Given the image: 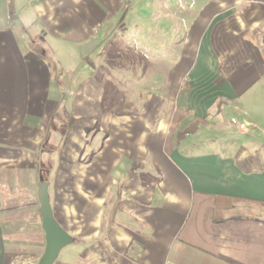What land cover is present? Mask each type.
Returning <instances> with one entry per match:
<instances>
[{
  "label": "crops",
  "instance_id": "0c3cea01",
  "mask_svg": "<svg viewBox=\"0 0 264 264\" xmlns=\"http://www.w3.org/2000/svg\"><path fill=\"white\" fill-rule=\"evenodd\" d=\"M148 1L0 0V264L44 252L40 174L53 264H264V0H157L140 46Z\"/></svg>",
  "mask_w": 264,
  "mask_h": 264
},
{
  "label": "water",
  "instance_id": "95a60500",
  "mask_svg": "<svg viewBox=\"0 0 264 264\" xmlns=\"http://www.w3.org/2000/svg\"><path fill=\"white\" fill-rule=\"evenodd\" d=\"M49 182L39 177L37 193L41 227L45 235V248L37 264H53L62 248L72 242V237L55 220L48 196Z\"/></svg>",
  "mask_w": 264,
  "mask_h": 264
},
{
  "label": "rangeland",
  "instance_id": "374dc122",
  "mask_svg": "<svg viewBox=\"0 0 264 264\" xmlns=\"http://www.w3.org/2000/svg\"><path fill=\"white\" fill-rule=\"evenodd\" d=\"M147 4L148 5L145 4L144 7H145V9L148 10V12H151V16L146 17L145 19H143V21L145 23V25H144L145 27H144V29H141V32H139V34H137L138 37H139L138 44L140 46L148 44V43L152 44L153 42H158L163 37H165V38H163V40H166L167 43L170 42V40L172 39L171 36H174V34H170L171 32L169 31L170 28L174 26L173 22L171 23V21H173V19L165 18L166 21H164L163 18H159L161 16H154L153 12L156 9H158L157 0H149ZM161 22L164 23V25H161ZM165 22H166V24H165ZM162 26L167 28V30H168L167 33H159L161 31H163L161 29ZM147 52H150V53H147V56L149 58H153L154 57L153 53L154 52H158V49H157V47H154V48H152L149 51L147 50ZM142 56H144V55H142ZM137 65L139 66V68L143 69V66H141L142 64H137ZM160 67L161 66H159L157 64H155V65H147L145 69H146V71L149 70V69H152L150 71V73L154 74V73H158V70H159ZM168 67L169 66H166V68H168ZM155 69H156V71L154 72ZM263 138H264V136H263ZM40 176L43 177V176H45V174H40L39 177ZM70 244H68L66 247L62 248V251L65 248H67L68 246H70ZM62 251H61V254H60V258H61L62 253H63ZM22 261H24V260H22ZM25 261H30V260H29V258L28 259L26 258Z\"/></svg>",
  "mask_w": 264,
  "mask_h": 264
},
{
  "label": "built area",
  "instance_id": "2783aa9c",
  "mask_svg": "<svg viewBox=\"0 0 264 264\" xmlns=\"http://www.w3.org/2000/svg\"><path fill=\"white\" fill-rule=\"evenodd\" d=\"M231 124L234 125L239 130H244L247 127V123L239 122L236 118H231ZM18 264V263H14ZM23 264H32L30 261H25Z\"/></svg>",
  "mask_w": 264,
  "mask_h": 264
},
{
  "label": "trees",
  "instance_id": "16d2710c",
  "mask_svg": "<svg viewBox=\"0 0 264 264\" xmlns=\"http://www.w3.org/2000/svg\"><path fill=\"white\" fill-rule=\"evenodd\" d=\"M44 177V179L47 181V178L45 177V176H43Z\"/></svg>",
  "mask_w": 264,
  "mask_h": 264
}]
</instances>
